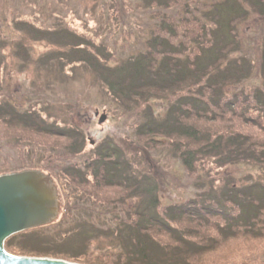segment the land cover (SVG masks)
Masks as SVG:
<instances>
[{
	"label": "trees",
	"instance_id": "16d2710c",
	"mask_svg": "<svg viewBox=\"0 0 264 264\" xmlns=\"http://www.w3.org/2000/svg\"><path fill=\"white\" fill-rule=\"evenodd\" d=\"M142 1L151 8L156 26L145 51L127 61L65 28L20 27L36 41L62 49L51 52L45 63L54 60L62 68L79 64L92 71L122 108L126 122L137 114L136 133L148 140V149H157L154 139H164L188 177L204 190L192 200L164 206L157 184L137 172L112 139L93 148L88 158L80 129L0 102V154L3 147L21 152L20 161L0 165V176L31 168L24 146L48 152L43 171L58 182L63 198L70 192L81 203L113 215L119 240L116 253L89 255L87 244L95 235L83 226L79 233L73 229L77 233L58 249H46L28 241L30 237L14 242L21 234L8 239L5 248L13 255L61 257L80 264H264V180L238 185L225 179L205 189L201 177L211 161L221 169L246 163L264 168V34L261 84L242 85L250 76L247 57L230 60L231 52L240 51L235 26L251 14L264 19V0L206 5L203 0ZM206 8L214 9L213 14L205 16ZM1 48L0 43V70ZM235 84L242 88L234 89ZM154 97L168 101L165 114L156 115L150 101ZM136 197L141 204L135 209L130 201ZM76 234L82 238L78 246Z\"/></svg>",
	"mask_w": 264,
	"mask_h": 264
},
{
	"label": "rangeland",
	"instance_id": "374dc122",
	"mask_svg": "<svg viewBox=\"0 0 264 264\" xmlns=\"http://www.w3.org/2000/svg\"><path fill=\"white\" fill-rule=\"evenodd\" d=\"M216 1L223 2V0H203L205 5L214 4ZM206 9L205 16L209 13L213 14L214 9ZM229 11L228 8L223 12L228 14ZM21 23L29 24L38 30L61 27L82 37L85 35L95 44L101 43L118 58V61H127L145 51L156 26L151 8H148L144 1L0 0V43L2 44L0 102H10L23 111L37 110L40 114L49 116L51 122L59 121L62 126L70 125L80 129L86 138V150L83 154L88 158L92 156L93 148L106 139H112L135 163L136 171L148 175L157 184L159 202L164 206L181 204L202 193L204 189L194 182L196 178L192 180L188 177L179 158L171 153V146L166 145L164 139H154L157 149L154 151L148 149V140L140 139L136 133L140 125L137 114L126 122V115L121 114L122 108L103 90V86L92 71L79 64L62 68L59 62L52 61L53 58L51 64L45 63L51 52H61L62 49L52 42L36 41L21 29ZM212 26L215 29V26ZM235 29L239 35L240 51L231 52L233 55L230 60L247 57L245 67L250 76L243 79L242 85H259L262 83L259 71L264 19L251 14L248 20L237 24ZM113 65L116 64L113 63L111 66ZM240 87L239 84H235L233 88ZM150 101L153 103L152 107L156 115L166 113L168 101L156 97ZM103 113L107 115V119L100 124L99 119ZM19 151H9L7 147H3L0 165L5 162L14 164L15 161H20ZM23 152L26 163L31 166L29 169L43 171L44 158L49 155L48 152L44 153L41 149L26 146ZM79 160L81 159L78 158L76 161ZM206 166V170L202 166L205 172L201 171V177L206 182L203 185L205 189H209L212 181L217 185L225 179L237 181L238 185L247 184L252 180H264V168L259 165L235 164L221 169L211 161ZM55 184L61 195L58 182ZM64 189L66 191L65 187ZM67 195L69 197L66 200L61 195L62 211L54 226L37 228V232L34 233H21L14 242L30 237L28 241L35 244L42 243V247L46 249L53 247L58 249L57 246L61 241H70L71 236L81 231L84 226L90 236L95 235L87 244L86 250L89 255L101 256L108 252L119 251L117 229L113 226L114 216L106 213L104 209L95 208L89 202L81 203V200L75 199L70 192ZM140 202V197L130 201L135 209L141 204ZM80 204L84 206L81 207ZM75 228L77 232L72 231ZM79 235L73 236L76 239L74 242L76 246L82 244L80 237L82 233ZM68 262L78 263L73 260Z\"/></svg>",
	"mask_w": 264,
	"mask_h": 264
},
{
	"label": "water",
	"instance_id": "95a60500",
	"mask_svg": "<svg viewBox=\"0 0 264 264\" xmlns=\"http://www.w3.org/2000/svg\"><path fill=\"white\" fill-rule=\"evenodd\" d=\"M104 113L99 123H104ZM62 211L61 195L51 174L40 169L0 176V264H78L64 259L24 257L9 253L6 241L15 235L54 224Z\"/></svg>",
	"mask_w": 264,
	"mask_h": 264
},
{
	"label": "flooded vegetation",
	"instance_id": "af4514ba",
	"mask_svg": "<svg viewBox=\"0 0 264 264\" xmlns=\"http://www.w3.org/2000/svg\"><path fill=\"white\" fill-rule=\"evenodd\" d=\"M96 114V113H95ZM96 116H97V114H96Z\"/></svg>",
	"mask_w": 264,
	"mask_h": 264
}]
</instances>
